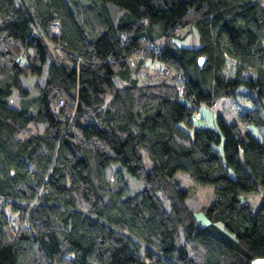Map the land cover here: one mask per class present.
<instances>
[{"label": "trees", "instance_id": "16d2710c", "mask_svg": "<svg viewBox=\"0 0 264 264\" xmlns=\"http://www.w3.org/2000/svg\"><path fill=\"white\" fill-rule=\"evenodd\" d=\"M193 25L201 46H178ZM154 63L158 79L139 83ZM44 69L30 98L21 77ZM221 100L235 117L222 111L221 131L180 126ZM179 171L215 188L205 227ZM263 257L264 0H0V264Z\"/></svg>", "mask_w": 264, "mask_h": 264}, {"label": "rangeland", "instance_id": "374dc122", "mask_svg": "<svg viewBox=\"0 0 264 264\" xmlns=\"http://www.w3.org/2000/svg\"><path fill=\"white\" fill-rule=\"evenodd\" d=\"M55 30H52L54 33L57 31V25L54 26ZM181 37L175 38V42L177 43L178 46L181 47H187V48H198L201 46L200 41H199V34L196 28V25L190 26L185 28L183 31L179 33ZM158 44H162L161 41L158 42ZM160 65L157 63L150 64L149 67H144L142 70H140V78H139V83H149L156 81L158 79V74L160 69ZM46 77V71L45 69L43 70L42 76L40 77H21V82L22 85L25 89L28 90L29 92V97H33L36 95V92L34 90V85L39 84L40 86L43 85L44 79ZM159 77H161L159 75ZM164 78V77H161ZM165 79V78H164ZM168 79V78H167ZM118 84L121 86V82L117 81ZM9 105L11 107H16L19 108L21 106V101L20 98L18 97L17 93H14L10 98H9ZM27 105V103H25ZM191 105V104H190ZM220 105V104H219ZM193 106V105H191ZM230 107V106H229ZM222 107L216 106L212 108H209L207 105H199L198 110L195 111V113H199L201 116V120L195 122L193 127H189L186 125V123H181L180 126L187 130L190 133H193L194 128H199V127H207V128H214L216 130L221 131V127L219 124V116L220 113H222ZM233 111V110H232ZM234 113V112H233ZM257 134V132H256ZM260 137V136H259ZM224 138L222 143H216V149L221 150L222 155L225 157L224 154ZM144 156V163L145 166L148 170H151L152 168V161L148 154L144 151L143 152ZM115 166H111L110 168H107L106 170V176L108 180H110L111 185L113 188L117 186L118 183V175H117V170L118 167L117 165L120 166V163L115 162L112 163ZM126 173V179L128 183V188L129 192H135L136 190H140L143 187L142 182H140L138 179L134 178L132 175H130L127 171ZM129 179H128V178ZM175 179L180 180L181 182V187L184 188L188 193H189V198H188V204L190 208L193 210L195 213V217L197 219V222L200 226L205 227L210 223V220L206 214V207L208 204L211 203V201L215 197V188L212 185H198L196 184L191 177L182 171H179L175 175ZM141 184H140V183ZM250 200L253 202V210L257 211L258 210V204L260 201V194L259 193H251L250 194Z\"/></svg>", "mask_w": 264, "mask_h": 264}, {"label": "crops", "instance_id": "0c3cea01", "mask_svg": "<svg viewBox=\"0 0 264 264\" xmlns=\"http://www.w3.org/2000/svg\"><path fill=\"white\" fill-rule=\"evenodd\" d=\"M219 104H220V105H219ZM217 106L222 107V108H221L222 111H224V113H227V114L229 115V117H230L231 120L235 118L234 115H233V113H232L231 110L229 109L228 101H226V100H221V101L218 103ZM225 111H226V112H225ZM255 134H256V133H255ZM247 197H248V199L250 200V194H249ZM250 201H251V200H250Z\"/></svg>", "mask_w": 264, "mask_h": 264}, {"label": "water", "instance_id": "95a60500", "mask_svg": "<svg viewBox=\"0 0 264 264\" xmlns=\"http://www.w3.org/2000/svg\"><path fill=\"white\" fill-rule=\"evenodd\" d=\"M205 63V58L200 59V66L203 67ZM251 264H264V257L263 258H257L251 262Z\"/></svg>", "mask_w": 264, "mask_h": 264}, {"label": "built area", "instance_id": "2783aa9c", "mask_svg": "<svg viewBox=\"0 0 264 264\" xmlns=\"http://www.w3.org/2000/svg\"><path fill=\"white\" fill-rule=\"evenodd\" d=\"M56 25H57L56 23H53L52 24V30H55L54 29V26H56ZM58 32H59V29H58V25H57V31H56V33H58ZM141 57H143V56L141 55ZM180 82L182 83L181 88L183 90H185L186 89L185 87H186V84H187L186 81H184L183 79H181Z\"/></svg>", "mask_w": 264, "mask_h": 264}]
</instances>
